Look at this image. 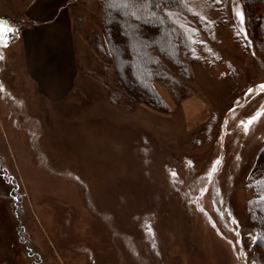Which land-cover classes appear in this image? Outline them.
Masks as SVG:
<instances>
[{
    "label": "rangeland",
    "instance_id": "rangeland-1",
    "mask_svg": "<svg viewBox=\"0 0 264 264\" xmlns=\"http://www.w3.org/2000/svg\"><path fill=\"white\" fill-rule=\"evenodd\" d=\"M1 1L0 264H250L264 4L241 24V0H188L186 16L202 19L192 16L194 58L180 72L155 50L178 84L157 79L160 101L146 102L104 54L103 0H39L33 10L37 0ZM57 9L70 16L75 79L68 98L52 102L9 43L17 26Z\"/></svg>",
    "mask_w": 264,
    "mask_h": 264
},
{
    "label": "trees",
    "instance_id": "trees-1",
    "mask_svg": "<svg viewBox=\"0 0 264 264\" xmlns=\"http://www.w3.org/2000/svg\"><path fill=\"white\" fill-rule=\"evenodd\" d=\"M241 1L243 22L252 21L250 17L255 15V7L264 4V0ZM208 2L214 4L215 1ZM101 6L106 22L104 54L112 59L134 95L146 99V102L160 101L153 87L154 82L166 77L174 84L178 81L162 65L160 56L154 51L174 63L180 72L186 69L184 58H194L198 36L193 20L195 15L186 16L190 12L188 0H142L136 19L129 15L127 7H112L110 0H103ZM202 17L205 19V16ZM195 19L202 24V19ZM155 28H158L157 33L149 32ZM252 170L248 187L253 195L246 208L252 234L250 264H264V148Z\"/></svg>",
    "mask_w": 264,
    "mask_h": 264
},
{
    "label": "crops",
    "instance_id": "crops-1",
    "mask_svg": "<svg viewBox=\"0 0 264 264\" xmlns=\"http://www.w3.org/2000/svg\"><path fill=\"white\" fill-rule=\"evenodd\" d=\"M14 4L12 8L18 7L17 0H12ZM40 1L30 5L29 10H33L34 6ZM5 5L0 0V12L9 10L5 9ZM19 8V7H18ZM2 17V15H0ZM4 17V16H3ZM6 18V17H5ZM7 21L14 23L16 19L7 17ZM31 19V18H30ZM34 23L25 26H17L19 32L14 39L9 43L12 50H20L22 53L25 70L30 72L31 68L35 71L36 78L32 76L33 82L38 83V87L43 85L49 88L42 95L52 102H57L68 98L74 84V52L73 43L70 32V16L69 13L64 14L62 9L55 10L50 17L41 22L33 19ZM194 78L199 85L204 81V72L206 70L199 65L193 68ZM207 74V73H206ZM216 82L219 87L225 86V82ZM40 85V86H39ZM217 89H215L216 91ZM225 89H222V91ZM225 93V91H224ZM221 92V96L224 95ZM190 100L184 104L183 114L190 120L195 116V111L190 114L188 106ZM194 113V114H193Z\"/></svg>",
    "mask_w": 264,
    "mask_h": 264
},
{
    "label": "snow or ice",
    "instance_id": "snow-or-ice-1",
    "mask_svg": "<svg viewBox=\"0 0 264 264\" xmlns=\"http://www.w3.org/2000/svg\"><path fill=\"white\" fill-rule=\"evenodd\" d=\"M141 3H142V0H110V5L114 8L115 7H127L129 9V15L132 16L133 19H136L138 17L139 12L141 11V7H139ZM236 15L242 24L243 23L242 12L237 11ZM261 87L264 88V85H261ZM249 91H251V89ZM257 115H259V113ZM255 119H256L255 116L250 118L248 123L250 124L252 120H255ZM247 131H248V128H247V125H245V132ZM173 175H175V173H173Z\"/></svg>",
    "mask_w": 264,
    "mask_h": 264
},
{
    "label": "bare ground",
    "instance_id": "bare-ground-1",
    "mask_svg": "<svg viewBox=\"0 0 264 264\" xmlns=\"http://www.w3.org/2000/svg\"><path fill=\"white\" fill-rule=\"evenodd\" d=\"M191 103H189V106H188V109H189V112H190V114H192V108H191ZM198 107H200L201 108V106H199V104H198Z\"/></svg>",
    "mask_w": 264,
    "mask_h": 264
}]
</instances>
